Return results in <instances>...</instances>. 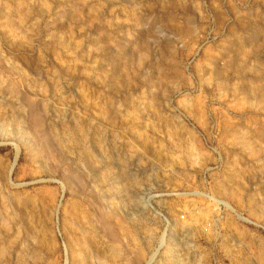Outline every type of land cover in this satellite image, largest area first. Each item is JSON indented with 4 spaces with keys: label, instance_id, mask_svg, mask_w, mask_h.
I'll return each mask as SVG.
<instances>
[{
    "label": "rangeland",
    "instance_id": "1",
    "mask_svg": "<svg viewBox=\"0 0 264 264\" xmlns=\"http://www.w3.org/2000/svg\"><path fill=\"white\" fill-rule=\"evenodd\" d=\"M264 264V0H0V264Z\"/></svg>",
    "mask_w": 264,
    "mask_h": 264
},
{
    "label": "built area",
    "instance_id": "2",
    "mask_svg": "<svg viewBox=\"0 0 264 264\" xmlns=\"http://www.w3.org/2000/svg\"><path fill=\"white\" fill-rule=\"evenodd\" d=\"M152 263H154V257H152L151 259L149 258L145 264H152Z\"/></svg>",
    "mask_w": 264,
    "mask_h": 264
}]
</instances>
